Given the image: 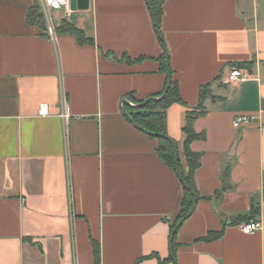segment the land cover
<instances>
[{
  "label": "crops",
  "instance_id": "1",
  "mask_svg": "<svg viewBox=\"0 0 264 264\" xmlns=\"http://www.w3.org/2000/svg\"><path fill=\"white\" fill-rule=\"evenodd\" d=\"M151 1L51 11L91 40L79 44L28 24L34 0H0V264H264V0H155L157 31ZM232 68L250 79L226 82ZM169 76L181 103L166 136L184 169L186 113L208 86L189 145L198 199L174 235L184 187L123 113ZM237 115L256 122L235 129ZM251 221L261 229L244 235Z\"/></svg>",
  "mask_w": 264,
  "mask_h": 264
},
{
  "label": "trees",
  "instance_id": "2",
  "mask_svg": "<svg viewBox=\"0 0 264 264\" xmlns=\"http://www.w3.org/2000/svg\"><path fill=\"white\" fill-rule=\"evenodd\" d=\"M151 1V13L153 15L154 25L156 31L158 29V22L160 17V9L158 4ZM157 1V0H156ZM27 22L30 25L36 26L41 30L46 32V22L42 11L38 5L37 0H34L33 6L27 12ZM56 32H65L73 35L79 44L90 43L91 40L84 37L82 32L72 25H62ZM169 81L163 91L167 90L166 95L163 99L156 100V98L148 99V101H142L139 104H143L141 109L131 110V118L135 125L140 127L148 136L156 138L158 140L157 152L161 160L171 167L175 172L176 168L179 169L181 184L189 189L184 188V197L179 209V213L176 217L175 222L171 227V233L173 234L178 226L183 222L191 211L194 205V198L198 199V195L194 186V172L200 166L201 154L195 153L190 150L189 145L195 140L204 139V134H196L193 129V124L196 118L205 113L202 108V103L205 95L207 94L208 86L202 87L199 92V105L194 110L187 111L185 125L183 127V132L185 134V142L183 146V152L186 162V168L184 169L180 163V160L176 162L174 147H177L178 153L179 149L177 144L171 142L166 136V110L173 103H181V99L177 93V86L173 81ZM160 94L157 98L161 97ZM141 130V131H142ZM154 135V136H153ZM223 181V191L229 188L228 186V170L226 169L222 176ZM256 213H259L257 208H254ZM95 259L99 262V249L94 247Z\"/></svg>",
  "mask_w": 264,
  "mask_h": 264
},
{
  "label": "built area",
  "instance_id": "3",
  "mask_svg": "<svg viewBox=\"0 0 264 264\" xmlns=\"http://www.w3.org/2000/svg\"><path fill=\"white\" fill-rule=\"evenodd\" d=\"M38 5L42 11L46 22V33L47 35L54 40L56 38V31L53 26L52 15L51 11H63L66 16H69L71 13V0H38ZM250 79V75L245 72L241 71L238 68H232L227 76L226 82L234 83L238 81H245ZM47 114L46 106L41 105L39 108V115L45 116ZM61 118L66 126L69 120V113L68 110L64 109L63 113L61 114ZM256 122L255 117L251 115H237L234 117L232 121V127L238 129L240 127L249 126ZM261 229V224L258 222H249L240 226V231L244 235H251Z\"/></svg>",
  "mask_w": 264,
  "mask_h": 264
},
{
  "label": "water",
  "instance_id": "4",
  "mask_svg": "<svg viewBox=\"0 0 264 264\" xmlns=\"http://www.w3.org/2000/svg\"><path fill=\"white\" fill-rule=\"evenodd\" d=\"M75 1L76 0H71V8H72V10H75ZM169 84H170V76H169ZM169 84H168V87L167 88H169ZM166 93H167V90L163 93V95L161 96V97H159V98H157L156 100H160V99H163L164 98V96L166 95ZM148 101V100H147ZM146 102V101H145ZM143 104L144 103H142V104H138V105H134L133 106V108H135V109H140V108H142V106H143ZM123 113L125 114V116L129 119V121L137 128V129H139V130H142L140 127H138L137 125H135V123H134V121L132 120V118L123 110ZM143 131V130H142ZM144 132V131H143ZM154 136V135H153ZM174 150H175V157H176V162H178V150H177V147L175 146L174 147ZM176 171H177V176H178V179L180 180V182H181V177H180V173H179V169L178 168H176ZM186 190H188L189 191V189L187 188V187H185V186H183ZM196 202H197V199L196 198H194V205H193V207H192V209H191V211L188 213V215L185 217L186 219L191 215V213L193 212V210H194V208H195V204H196ZM173 235H174V233H173Z\"/></svg>",
  "mask_w": 264,
  "mask_h": 264
},
{
  "label": "rangeland",
  "instance_id": "5",
  "mask_svg": "<svg viewBox=\"0 0 264 264\" xmlns=\"http://www.w3.org/2000/svg\"><path fill=\"white\" fill-rule=\"evenodd\" d=\"M38 1V0H37ZM52 15H53V13H52Z\"/></svg>",
  "mask_w": 264,
  "mask_h": 264
}]
</instances>
